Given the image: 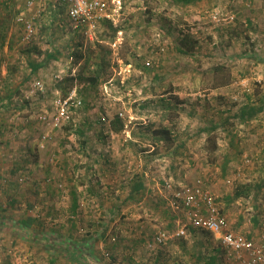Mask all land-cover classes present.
Returning a JSON list of instances; mask_svg holds the SVG:
<instances>
[{"label":"rangeland","instance_id":"1","mask_svg":"<svg viewBox=\"0 0 264 264\" xmlns=\"http://www.w3.org/2000/svg\"><path fill=\"white\" fill-rule=\"evenodd\" d=\"M27 1L0 10V247L11 250L0 264H27L14 254L19 220L29 219L40 244L64 227L51 219L59 214L129 226L131 234L118 229L137 241L133 264H241L173 204L176 189L198 183L232 229L264 249V110L241 116L264 103V0H110L92 38L58 0ZM27 18L36 27L30 41ZM224 74L231 82L212 87ZM35 79L44 93L31 92ZM56 89L84 104L55 130L38 114ZM138 182L145 188L132 190ZM182 225L186 236L152 242Z\"/></svg>","mask_w":264,"mask_h":264},{"label":"built area","instance_id":"2","mask_svg":"<svg viewBox=\"0 0 264 264\" xmlns=\"http://www.w3.org/2000/svg\"><path fill=\"white\" fill-rule=\"evenodd\" d=\"M67 11V15L75 28L85 37H93L99 24L109 16L107 12L110 0H58ZM27 4L33 6L34 0ZM20 19H23L20 17ZM24 39L30 41L35 33L33 18L24 20ZM73 57V56H72ZM260 81V80H259ZM32 93L45 92L42 79L32 83ZM51 109L46 107L38 114L41 123L52 129H60L64 123L72 120L74 113L83 107L84 100L75 93L62 95L59 89L54 91ZM173 204L182 205L188 209L189 224L195 229L215 233L220 237L221 245L229 253H235L241 264H264V249L253 238L232 229L227 216L220 209L217 197L211 191L197 185L183 184L173 193ZM186 225L180 226L174 232L158 231L152 242L166 244L169 240L186 236ZM116 240V237H113Z\"/></svg>","mask_w":264,"mask_h":264},{"label":"crops","instance_id":"3","mask_svg":"<svg viewBox=\"0 0 264 264\" xmlns=\"http://www.w3.org/2000/svg\"><path fill=\"white\" fill-rule=\"evenodd\" d=\"M4 2H6V0H0V10ZM1 37L2 36H0V45L3 44L1 42ZM229 157L230 155L218 162L221 169L224 170L226 167V160L229 159ZM77 215L78 214H71L66 218V214H59L57 217H52L51 219L53 221L59 222V226L62 225L64 227L56 232L49 231L46 233L48 237L44 238L40 244L33 243L30 240V235H35V233L38 232L36 229H23L20 226V229L17 228V240L12 239L13 243H15V241L18 243L15 246L17 251H15L14 254L18 256V259L25 260L27 264H133L135 262L132 258H137L134 253L137 241L130 242L128 237L125 238L118 229L121 228L123 232H129V234H131L129 226L124 228L122 224L117 223L116 228H114L113 225L117 219H112V217H106V220L101 225H98V219H89L86 216L85 219L86 221L89 220L90 224L88 225L85 223L84 225L80 222L82 217L78 218ZM67 220H69V222H67ZM74 225L78 226V229L69 230L70 227H74ZM113 231H115V233ZM72 233L78 239L72 237ZM110 235L111 237L117 235L119 240L116 242L112 241L113 239H110ZM56 236H58L57 241L55 239ZM77 240L80 241L78 242ZM70 242H75V244L71 246ZM80 242H82V244H84V242L90 243L85 244L86 258L81 259L80 257H74L75 259H73L71 256H78V253L80 251L82 252L84 249ZM180 250L181 249H179V251ZM3 251L11 252L10 246L8 250L0 247V252ZM90 252L93 257L87 254ZM123 254H125V256H123ZM125 258L128 259L126 263L124 261ZM13 261L12 258V262ZM138 261H140V259H138ZM196 263L199 264L198 262H192L190 264Z\"/></svg>","mask_w":264,"mask_h":264},{"label":"trees","instance_id":"4","mask_svg":"<svg viewBox=\"0 0 264 264\" xmlns=\"http://www.w3.org/2000/svg\"><path fill=\"white\" fill-rule=\"evenodd\" d=\"M75 56H76V59L74 61V64H77V63L80 62V60L82 58V54H78L77 53ZM40 67H41V65H34L33 70H37ZM230 82H231V77L228 74H224V75H221V76H214L212 87L217 88V87L225 86V85H228ZM262 110H264V103L260 107H256V106L253 107L252 106V107H249L248 109H247V107H244L242 109V111H241V114H242L241 116H243L245 119L246 118L251 119V118H253V116H255V114H258ZM171 131L172 130L169 127H162L160 129V132L164 135V139L166 140V143L168 145L173 144V138H172V132ZM143 188H145L144 183L143 182H138V183H136L134 185V187H133L132 190L137 191V190H139V189L141 190ZM77 200H78V197L76 195H74V201H73V210H74V212L76 211V209L78 207V204H79ZM31 219H33V218H31ZM28 220H29L28 218L21 219V220H19L20 222H18V223H20L21 226H24L25 229H28L29 228V225L27 224L28 223ZM114 236L116 237V240H112V241L116 242L117 240H119L118 239L119 237L117 235H113L112 237L110 235V239L111 238L113 239ZM153 237H152V240H153ZM80 243L82 244V242H80ZM72 244H75V242H70V245L71 246H72ZM85 244H90V243H85L84 242V244H82L83 247H84V249L82 250V252L80 251L78 253V256L77 255L71 256L73 259H75L74 257H80L81 259L82 258L83 259L86 258L85 257V255H86V253H85V250H86ZM155 245H161V244H156L155 243ZM87 254H90L92 256L91 252L90 253H87ZM203 264H211V263L210 262H207V261H204Z\"/></svg>","mask_w":264,"mask_h":264}]
</instances>
